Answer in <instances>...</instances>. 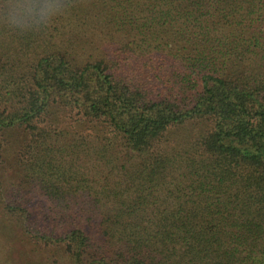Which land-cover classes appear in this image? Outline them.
<instances>
[{"label":"trees","instance_id":"obj_1","mask_svg":"<svg viewBox=\"0 0 264 264\" xmlns=\"http://www.w3.org/2000/svg\"><path fill=\"white\" fill-rule=\"evenodd\" d=\"M0 0V264H264V0Z\"/></svg>","mask_w":264,"mask_h":264},{"label":"clouds","instance_id":"obj_2","mask_svg":"<svg viewBox=\"0 0 264 264\" xmlns=\"http://www.w3.org/2000/svg\"><path fill=\"white\" fill-rule=\"evenodd\" d=\"M7 19L10 25L14 27H24L29 18H37L43 16L44 8H38L32 5L21 4L11 0L7 5Z\"/></svg>","mask_w":264,"mask_h":264}]
</instances>
